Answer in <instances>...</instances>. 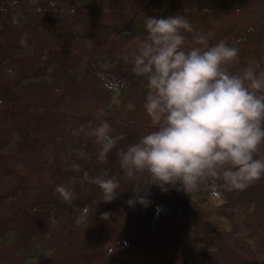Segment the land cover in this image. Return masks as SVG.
Wrapping results in <instances>:
<instances>
[{
  "label": "trees",
  "instance_id": "1",
  "mask_svg": "<svg viewBox=\"0 0 264 264\" xmlns=\"http://www.w3.org/2000/svg\"><path fill=\"white\" fill-rule=\"evenodd\" d=\"M228 9L264 0H0V264H264V178L216 201L130 179L119 160L150 126L146 82L125 58L146 15L183 14L239 49L230 70L264 68V23L213 28ZM101 108L123 134L104 162L87 134ZM97 175L117 181L110 201ZM133 183L148 203H128Z\"/></svg>",
  "mask_w": 264,
  "mask_h": 264
},
{
  "label": "clouds",
  "instance_id": "2",
  "mask_svg": "<svg viewBox=\"0 0 264 264\" xmlns=\"http://www.w3.org/2000/svg\"><path fill=\"white\" fill-rule=\"evenodd\" d=\"M143 27V36L133 38L125 58L146 82L143 107L150 126L120 150L124 174L142 176L145 185L155 183L161 191L205 190L215 198L264 178V68L251 58L238 71L230 70L239 49L223 39L210 43L209 35L194 29L183 14L146 15ZM113 102L119 100L113 97ZM103 116L101 108L87 131L99 145L101 162L123 138L122 133L112 135ZM92 180L103 200L117 195L114 178L97 175ZM132 188L138 195L129 204L149 202L139 195L144 187L133 183ZM56 191L65 201L73 199L66 185H57Z\"/></svg>",
  "mask_w": 264,
  "mask_h": 264
},
{
  "label": "rangeland",
  "instance_id": "3",
  "mask_svg": "<svg viewBox=\"0 0 264 264\" xmlns=\"http://www.w3.org/2000/svg\"><path fill=\"white\" fill-rule=\"evenodd\" d=\"M250 23H264V11L254 10V11H240L228 9L226 11H219L216 16L212 27L216 26L223 27L225 30L231 26H245ZM215 198V197H214ZM216 199V198H215ZM216 201H219L216 199ZM153 209L148 210V214H152Z\"/></svg>",
  "mask_w": 264,
  "mask_h": 264
}]
</instances>
